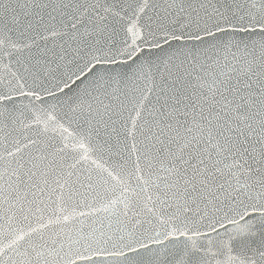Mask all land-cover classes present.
I'll return each instance as SVG.
<instances>
[{
	"label": "snow or ice",
	"instance_id": "obj_1",
	"mask_svg": "<svg viewBox=\"0 0 264 264\" xmlns=\"http://www.w3.org/2000/svg\"><path fill=\"white\" fill-rule=\"evenodd\" d=\"M0 264H264V0H0Z\"/></svg>",
	"mask_w": 264,
	"mask_h": 264
}]
</instances>
